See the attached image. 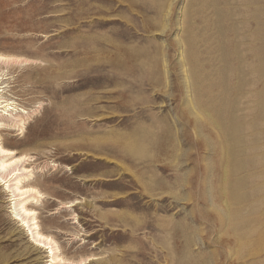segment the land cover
Listing matches in <instances>:
<instances>
[{
    "label": "rangeland",
    "instance_id": "obj_1",
    "mask_svg": "<svg viewBox=\"0 0 264 264\" xmlns=\"http://www.w3.org/2000/svg\"><path fill=\"white\" fill-rule=\"evenodd\" d=\"M0 54L61 264H264V0H0ZM12 210L0 264H51Z\"/></svg>",
    "mask_w": 264,
    "mask_h": 264
},
{
    "label": "bare ground",
    "instance_id": "obj_2",
    "mask_svg": "<svg viewBox=\"0 0 264 264\" xmlns=\"http://www.w3.org/2000/svg\"><path fill=\"white\" fill-rule=\"evenodd\" d=\"M6 61L8 58L0 54V63ZM4 103L0 102V130L11 126H18L19 130H23L25 119L21 115L16 114L17 116H14L11 112L16 107H10V104L3 106ZM17 111L24 113V111ZM29 158L27 155L17 156L16 150L5 146L0 135V186L4 187L8 194V202L12 205L14 220L26 229L37 248L49 254L51 264H61L65 260L59 255L58 245L50 236L43 233L39 224L38 213L29 207L30 204H36L44 198V195L29 185L27 181L33 176L32 170L26 167Z\"/></svg>",
    "mask_w": 264,
    "mask_h": 264
}]
</instances>
